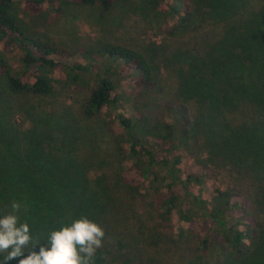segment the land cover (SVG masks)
Wrapping results in <instances>:
<instances>
[{
	"label": "trees",
	"instance_id": "trees-1",
	"mask_svg": "<svg viewBox=\"0 0 264 264\" xmlns=\"http://www.w3.org/2000/svg\"><path fill=\"white\" fill-rule=\"evenodd\" d=\"M22 1L56 16L65 3L129 8L96 48L69 49L0 0V216L19 202L41 241L86 216L105 233L94 264H264V0ZM55 82L84 94L83 120L104 119L108 155L79 154L66 111L48 150L6 131L12 101L51 97ZM218 162L228 181L204 195Z\"/></svg>",
	"mask_w": 264,
	"mask_h": 264
},
{
	"label": "rangeland",
	"instance_id": "rangeland-1",
	"mask_svg": "<svg viewBox=\"0 0 264 264\" xmlns=\"http://www.w3.org/2000/svg\"><path fill=\"white\" fill-rule=\"evenodd\" d=\"M62 7L63 13L61 16H56L53 12L54 7L50 6L45 7L40 12L29 14L23 10L22 0H14L13 14L29 33L49 37L69 49H85L96 48L100 41L113 35L120 19L129 8V4H101L96 7H87L65 3ZM160 40V38H147L148 43L154 42L157 44ZM7 57L11 64L17 63L15 53ZM54 78L59 81L62 80L58 73H55ZM54 88V94L48 98L27 97L12 101L14 104L13 108H10V115L5 116L4 119L2 117V123L4 122L9 135L10 133L23 135L30 132L29 136L39 140L41 146L48 150L49 147L53 146L51 140L55 133L54 126L58 118L66 111L69 118L74 123L79 124L81 128L78 131L82 133L83 138L81 141L83 144L80 146L79 143V154L86 156L89 151H92L100 157H103L102 153L104 152L108 155L110 134L105 126L104 119L88 122L81 117L80 104L84 94L73 90V88L62 82H55ZM117 111L126 116L131 115L129 107L125 110L118 108ZM104 112L108 113L109 111ZM111 114H113V111H110ZM0 115L4 116L2 112H0ZM111 116H114V114ZM88 140L92 142L89 144ZM126 168H129V163H125ZM213 171L215 179L206 182L201 189L200 187L196 188L197 190L200 189L204 195L210 194L215 188H223L228 181L229 174L223 163H215ZM132 222L138 229L141 226L142 219L137 216L136 220ZM177 228L176 224L175 230ZM215 254L216 252L213 251L214 259Z\"/></svg>",
	"mask_w": 264,
	"mask_h": 264
},
{
	"label": "clouds",
	"instance_id": "clouds-1",
	"mask_svg": "<svg viewBox=\"0 0 264 264\" xmlns=\"http://www.w3.org/2000/svg\"><path fill=\"white\" fill-rule=\"evenodd\" d=\"M21 207L13 201L11 212L0 216V252L7 253V264H94L105 235L99 224L81 216L34 240L30 225L18 215Z\"/></svg>",
	"mask_w": 264,
	"mask_h": 264
}]
</instances>
